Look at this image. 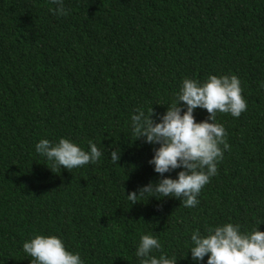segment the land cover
<instances>
[{"label":"trees","instance_id":"obj_1","mask_svg":"<svg viewBox=\"0 0 264 264\" xmlns=\"http://www.w3.org/2000/svg\"><path fill=\"white\" fill-rule=\"evenodd\" d=\"M64 7L60 16L52 0H0V264H31L23 244L37 235L60 238L83 264H140L144 234L177 264H207L192 259L194 232L228 223L264 232V0ZM213 75L238 77L247 110L217 113L230 149L199 204L145 194L133 205L127 195L184 169L156 173L149 161L159 145L137 140L131 117L153 109L161 122L184 79L202 85ZM194 116L200 123L209 113ZM62 138L84 151L92 141L100 160L53 172L35 146Z\"/></svg>","mask_w":264,"mask_h":264},{"label":"clouds","instance_id":"obj_2","mask_svg":"<svg viewBox=\"0 0 264 264\" xmlns=\"http://www.w3.org/2000/svg\"><path fill=\"white\" fill-rule=\"evenodd\" d=\"M52 2L57 5L54 14L68 15L64 0ZM242 92L240 80L235 75H213L202 85L186 78L176 101L159 117L161 122L153 119L156 115L153 109L146 115L142 108H137V114L131 117L132 133L137 140L144 139L147 144L159 145L154 150V158L149 161L155 166V172L163 177L176 169L184 170L178 173V179L163 178L159 183L144 186L139 190V196L132 192L127 195L128 200L134 205L139 197L148 194L152 198L162 196L181 200L186 208L196 207L202 189L217 174V164L222 161L224 151L230 149L224 126L215 123L217 113L239 118L247 110ZM181 104L186 106V111ZM198 108L207 110L208 120L196 122L194 111ZM88 143L90 151H84L68 139L62 138L56 144L42 139L35 148L37 153L52 162V171L64 168L70 172L100 160L102 153L97 145L92 141ZM111 159L113 163L120 162L121 154L112 151ZM207 231L206 237L199 231L191 236L193 260L203 261L208 256L207 264H264V232L254 230L242 234L240 226L232 223L208 228ZM23 250L32 257L31 264H83L79 254L68 251L56 236L37 235L23 244ZM155 251L162 254L157 258L153 254ZM136 256L140 264H177L175 257L169 258L163 252L161 242L148 234L140 236Z\"/></svg>","mask_w":264,"mask_h":264}]
</instances>
